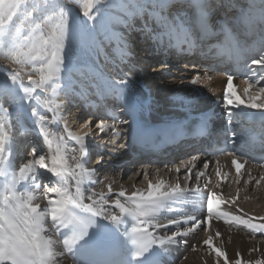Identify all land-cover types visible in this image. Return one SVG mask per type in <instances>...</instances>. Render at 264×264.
<instances>
[{"label": "snow or ice", "instance_id": "snow-or-ice-1", "mask_svg": "<svg viewBox=\"0 0 264 264\" xmlns=\"http://www.w3.org/2000/svg\"><path fill=\"white\" fill-rule=\"evenodd\" d=\"M117 8L119 11H114ZM83 17L74 16L62 0H0V56L12 66V71L5 69L0 74V264H61L65 255L73 264H163L170 246L187 244L183 237L202 226L210 227L214 219L230 227L250 229L253 236L264 232V216L253 218L247 213L239 215V208L235 213L222 209L223 204L235 205L237 196L223 200L215 192L205 194L196 185L182 188L149 180L146 191L128 195L121 188L115 199L111 183L106 185L107 193L94 191L97 183L103 184L96 179V166L114 167L116 153L142 140L134 119L129 122L111 114L109 123L107 118L94 122L90 117L81 125L88 128L82 134L73 133L65 121L67 138L78 145L72 154L64 136L54 141L48 127L63 119L58 113L72 103V97L88 101L82 90L85 83L94 89L92 95L105 103L113 101L116 111L135 112L141 101L129 86L131 68H125L135 67L129 37L139 31L165 55L173 51L190 56L198 53L201 62L207 64L204 75L208 80L212 79L207 74L210 71L227 74L223 103L233 138L226 143L245 155L258 151V159L264 160V111L259 119L241 111L242 107L264 110V0H120L119 4L115 0H84ZM138 22H143L139 28ZM99 56L119 72L102 71L95 59ZM165 69L166 64L161 63L153 72ZM242 69L250 78L257 77L254 82L245 81L244 101L233 91V75ZM198 81L199 74L187 82ZM180 83H185L183 78ZM256 86L258 90L249 94ZM41 109L53 113L52 121ZM93 123L98 131L90 127ZM32 125L47 150L31 145L28 158L17 165L15 157L22 154L10 134L18 127L31 129ZM90 136L98 137L101 147L107 136L112 145L108 153H97L92 167L88 165L96 146ZM232 165L239 182L244 165L235 158ZM208 168L205 161L204 169ZM176 171L179 173L180 168ZM187 171L191 173L192 168ZM204 175L196 171L197 185ZM216 175H221L219 170ZM144 176L147 179V171ZM205 195L206 215L187 214L183 219L160 216L162 211H177L173 205L189 201L195 213ZM41 199L46 203H40ZM49 217L51 223L45 227ZM173 226L175 231H171ZM203 244L215 253V264L221 260L223 264H264V259L242 260L239 252L231 259L213 244L211 235Z\"/></svg>", "mask_w": 264, "mask_h": 264}, {"label": "bare ground", "instance_id": "bare-ground-1", "mask_svg": "<svg viewBox=\"0 0 264 264\" xmlns=\"http://www.w3.org/2000/svg\"><path fill=\"white\" fill-rule=\"evenodd\" d=\"M117 4L120 3V0H115ZM79 11L81 12V19H83V4H80ZM114 11L118 12L119 9H114ZM183 15V14H181ZM143 22H138L137 28L141 27ZM139 31H133L130 34V37H133L131 40V44L134 42V47L136 46L138 52H141V49L143 50L144 46H151L146 45L140 41V37L136 33ZM129 37V38H130ZM147 48V47H146ZM74 56H77L78 53L74 52ZM149 57L138 56L136 62L138 65H136L135 68H131V71H129V68H125V71H129V78H133L135 81L129 80V86L131 90L135 93V95L139 98L140 101L144 100L145 98H153L152 103L144 110V114L147 115L148 118H150L151 121H154L158 126H167L176 123V121L181 120L183 118H187L191 116V114H198L203 113L205 109H211L215 108L216 104L219 103L220 106H224L223 103V87H224V79L221 75L217 76H211L208 73V76H211L212 79L208 80L202 70L199 71L195 68V65H189V67H174L169 68L166 67L165 70L167 71H160V72H153V68H158L161 63V58L159 57L158 53L151 52ZM145 58V59H144ZM96 59V63L98 64L99 68L108 73H113V75H116L119 72V69H116L114 65L108 64L103 56H99ZM141 63H144V72L140 70ZM177 64V63H176ZM171 63H168L167 66H171ZM146 67H149V71L146 72ZM26 71L28 69H25ZM175 71H178L180 73V77L178 79L174 76ZM172 74V75H171ZM199 74V81L196 84H190L185 83L181 84L180 80L183 78L186 81H189L193 78V76ZM27 81V79L25 78ZM27 83V82H26ZM180 83V84H179ZM240 90L243 91L246 87H244L242 84L238 86ZM85 91V94L89 96V99L87 102L81 101L78 96L72 97V103H69L66 107L63 108L62 111L58 113L59 116L63 117V119H60L58 122H52L48 124V127L51 129L52 132V139L55 141L57 140L61 135L64 136L65 142L67 147L70 150V154L72 149H78V145L67 138L66 133L64 132V122L67 121L68 128L73 132L77 134H82L83 132H88V128H82L81 125L84 124V121L86 118H90V114H92V111L94 110V102L98 98L95 95H92L91 93L94 92L93 88H89L87 86V83H85L83 89ZM49 93H51V89H49ZM44 94H42L43 96ZM245 95V94H244ZM57 96H59V93H57ZM169 98V105L172 107V110H174L173 114H171L172 117H169L167 119H164L165 115L163 113V108H161V101L162 99L167 97ZM51 99V95L49 96ZM62 99V97H60ZM56 103H59V99L56 100ZM161 105V106H160ZM5 106H7L5 104ZM220 106L217 107V109H220ZM163 107V106H162ZM91 111H90V110ZM42 111L46 112V115L49 119V121H52L53 119V113L51 111H47L46 109H41ZM87 111V112H86ZM90 112V113H89ZM86 114V116L81 117V115ZM176 118V119H175ZM82 119V120H81ZM98 118H95L96 120H99ZM84 120V121H83ZM79 121V122H78ZM91 127V126H90ZM92 128V127H91ZM96 129L94 130V132ZM29 132L27 135H23L22 133ZM21 134V135H20ZM15 140H16V147L19 149V152L21 153L20 146L21 144H27L29 143L30 139L34 138L33 140L37 143H40L41 149L46 151L47 145L44 144L42 136L39 135L38 129H36L35 125L31 126V129L28 128H17L14 134ZM93 137V136H90ZM89 137V139H90ZM21 138V139H20ZM97 138V137H93ZM107 138V137H106ZM99 141L97 139L94 144H96ZM107 144V142H105ZM102 144V141H101ZM109 147H111V143L109 142ZM32 143L28 145L25 149L31 148ZM101 146V145H98ZM55 147V143L53 145ZM106 145L103 147H97L96 151L91 155V161L89 163V167L95 166L94 161L96 159L97 153L99 152H105L108 153V150L105 149ZM75 155H79L78 151L74 153ZM111 154V153H109ZM117 154V153H116ZM115 158L112 160V164L114 167L109 168L104 164H101L99 166H96L99 168V172L96 174L97 181H103V184L97 183L94 186V191L100 192L103 191L107 193V187L106 185L111 183L113 188V198H116V193H118L121 188L126 192V194L130 195L131 192L139 190L136 189L135 186L128 183H123L122 181L116 182L114 180L115 174H112L113 171H115L117 174H120L123 172V177L130 176V178L133 180L134 176H132V173L135 171L136 174L140 173V177L142 173H149L151 169L148 166H145L144 163H133L132 158L127 154L123 155H116ZM21 155H18L15 157V160L17 161V165H19L20 161L23 159L20 158ZM194 158V157H193ZM193 159L191 162V168L198 162L199 158ZM105 159H108V155L105 156ZM190 157H179L177 160H175L170 166L169 171H173L171 169H174V172L172 173L173 176L175 175V171L178 168L177 164L179 161L185 162L186 160H189ZM217 163L220 165L226 166L227 160L225 157L217 159ZM117 167H120V170H118ZM116 169V170H115ZM167 170V168H162ZM162 169H157L162 170ZM169 169V168H168ZM18 171V167H17ZM196 173V172H195ZM194 173V175H195ZM50 176V174H49ZM182 177V176H181ZM158 178V177H156ZM183 178V177H182ZM54 179V178H53ZM139 179V178H138ZM179 179V178H178ZM195 179V176H194ZM163 180V179H162ZM165 185L167 186H176L173 184H170L163 180ZM71 182V181H70ZM211 185V186H209ZM19 187V186H17ZM181 187V185H180ZM199 187V186H198ZM240 187V188H239ZM183 188V187H182ZM42 189V187H41ZM39 189V192L42 193ZM200 189L205 193H212L215 192L220 195L221 199L223 200H230L232 196H236L235 192L239 190L241 195L239 196L237 202L235 205L229 206V204H223L221 207L225 211L233 212L235 213L237 211V208L241 209L238 214L244 215V213H247L250 217L258 218L261 216H264V198H261L262 195H264V182H260L259 184L252 183L249 186L244 185H236L234 181H229L223 187L215 184H208L207 188ZM250 193H253L252 196H258L259 195V201L256 203V206L258 209L251 208V205L249 201L246 199V197L249 199ZM244 196L246 200L240 201V199ZM241 197V198H240ZM122 201H125V197L120 198ZM42 204H45V200L39 201ZM206 195L202 203H197V206L199 209L195 211V213H192V210L190 209L192 207V202H186L182 205H173L174 209H177V211L174 212H168V211H162L160 216L163 217H174L183 219L184 215L187 214H195L197 217H201L202 215H206ZM255 206V207H256ZM115 211H119V209H115ZM164 223H167V220H163ZM50 217L48 223L45 225V227H48L50 225ZM205 227L202 226L200 229H197L195 232L190 233L187 237H183L182 239L187 241V244H179L170 246V251L167 255L164 257V261H166V264H215V253H210L207 246L203 244V240L206 239L209 235L213 237V244L216 247H220L223 251L226 252L227 256L231 259L236 258V253H240V257L242 260H256V259H264V237L254 235L241 228L236 226H229L224 221L220 220H213L210 227H207V231H205ZM175 226L172 227L171 231H175ZM171 231L168 232V235H171ZM219 232L220 236L216 237V233ZM161 235H163V231L160 232ZM195 246V248H193ZM253 249H256L253 251ZM61 264H73L71 258L67 255H65L61 259ZM221 264H223V261L221 260Z\"/></svg>", "mask_w": 264, "mask_h": 264}, {"label": "rangeland", "instance_id": "rangeland-1", "mask_svg": "<svg viewBox=\"0 0 264 264\" xmlns=\"http://www.w3.org/2000/svg\"><path fill=\"white\" fill-rule=\"evenodd\" d=\"M41 2H42V0H41ZM62 2L64 4H66L69 8L72 9V14L74 16H77L78 18H81V12L79 11V6H80V4H83L84 3V0H62ZM83 19H85V17ZM18 24H19V22H18ZM20 26L23 28V25H20ZM33 27H35V26L33 25ZM48 30H49L48 27L45 26V31H48ZM5 69L10 72V71H12V66L9 63V61L4 60L3 57L0 56V74H2L3 73V70H5ZM180 76H181L180 73L178 71H175L173 77H176L178 79V77H180ZM26 82L27 81L24 80V83L25 84H27ZM9 83H10V81H9ZM257 102H259V100ZM83 116L85 117L86 114L84 113L83 115H81V117H83ZM26 134H27V132L23 133V135H26ZM109 148H111V147H109ZM109 148L107 146L105 147V149H107V150ZM179 162H181V161H179ZM117 168H118V170H120V167H117ZM164 170L165 169L158 170V171H157V169L156 170H151L148 173L147 179H145L144 173L141 174V177H140V173H139V175H137L136 174L137 171H135L134 173H132V176L136 175V176H134V179L133 180L130 178V176L123 177V172H121L120 174H117L115 171H113L112 174H115V176L113 178H114V180H116V182H118V180H119V181H122L123 183H128V185H130V184L132 185V183H133V185L135 186L136 189L146 191L149 180H151L152 183H156L158 180H162L163 179L166 182L175 185V183L173 181V178L171 177V174L168 171L165 172ZM156 177H158V178H156ZM174 179H175V176H174ZM182 185L184 186V183L183 182H182ZM41 191H43V188L41 189ZM252 194L253 193H250L249 199L247 198V200L249 201V203L251 205V208L258 209L259 205L257 207L256 206V203L258 201L260 203L259 195L258 196H254V195L252 196ZM261 198H264V195H262ZM244 200H246V199L243 196L240 199V201H244Z\"/></svg>", "mask_w": 264, "mask_h": 264}]
</instances>
